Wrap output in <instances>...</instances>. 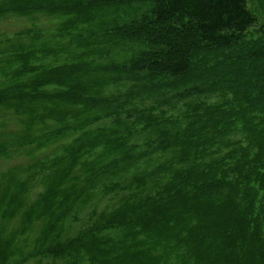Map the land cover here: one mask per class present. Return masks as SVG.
<instances>
[{
    "label": "trees",
    "instance_id": "obj_1",
    "mask_svg": "<svg viewBox=\"0 0 264 264\" xmlns=\"http://www.w3.org/2000/svg\"><path fill=\"white\" fill-rule=\"evenodd\" d=\"M7 16L56 26L0 38V160L47 150L0 173V264H264V40L246 38L247 0H0ZM88 25L139 47L99 78L59 51Z\"/></svg>",
    "mask_w": 264,
    "mask_h": 264
},
{
    "label": "rangeland",
    "instance_id": "obj_2",
    "mask_svg": "<svg viewBox=\"0 0 264 264\" xmlns=\"http://www.w3.org/2000/svg\"><path fill=\"white\" fill-rule=\"evenodd\" d=\"M247 6L250 9V11L255 15L257 23L254 27L249 29V32L247 33L246 38H249V39L250 38H261L262 40H264V0H247ZM44 18L46 19V22ZM51 22L52 21L45 16L39 18L38 20L27 18V17H19V16L3 17V18H0V38H4L5 36L12 35L14 34V32H16L19 29L33 27L34 24H36L37 26L43 27V30L45 31L49 29L52 30L55 28L56 25L52 24ZM98 27L99 26L95 27L93 25H88L86 27L84 35H87L86 37L87 41L85 45H83V43L80 42L81 40L79 39L76 40V43H75L76 47L74 48L70 47V45H68L67 43L63 44L64 43L63 42L62 45H60V47L61 46L62 47L59 48V51L62 53L61 55L62 57H66V54L68 53L70 49H71V52L74 51V49H76V52L72 54H76V56L80 58L79 60L89 61L92 64V67H96L97 69L96 71H98V73L101 74L102 64L106 62L111 63L110 58H113V57L116 59V61L121 60L122 59L121 55L124 56L125 53L127 52L130 53V50H128V47L130 49L135 50L137 47H139V45L135 43H128V47H127L126 43L115 44L116 42L114 41V36L112 38L111 37L101 38L99 35L100 32H99ZM98 32L99 34H97ZM80 33H82V29H80ZM115 45H117V47H115ZM82 47L84 48V50L82 49ZM80 50L85 51V54H81L79 52ZM119 52L121 53L120 55L118 54ZM102 77H103V74H101L99 78H102ZM116 89H119V91H121L125 89V86L123 85V86L118 87L114 85V83H109L106 85L104 91H106L108 94L116 93L117 91L114 92ZM146 95L147 94L142 93L136 99L135 104L137 106L142 107L143 105H150V104L152 105L158 102L156 101L157 98L155 96H152L151 94L149 96L148 95L146 96ZM168 95L170 96V94ZM215 99H216L215 97H209V98H205V101L212 103L215 101ZM158 103L159 105H161V108H157L155 111L159 115H162L163 112H164V115H168V114L178 115L182 112V110H180L183 107V104L181 102H178L174 108L169 107L167 104L163 105L162 101ZM167 110H168V114H167ZM6 128L8 131H13L17 127L16 125H12L8 123L6 125ZM16 133L6 134L7 136H9V139H10L9 143L13 141L11 138L12 137L11 135L17 136ZM9 151H12V152L14 151V154L9 159L0 160V173L6 171L9 168H12L15 165L25 166L34 161L43 160L45 159L44 155L47 152V150L39 149V150H35L34 152H32V154H28L29 150H26V148H18L16 146H9ZM15 175L17 176L18 174L15 173ZM41 189L42 187L40 186V184L34 181L32 185V189L29 193V197L31 199H34L36 192ZM31 201L32 200H28V203H30ZM81 223L82 221H77L75 223V227H79ZM73 231H75L74 227H72V232ZM37 235L39 237L40 229L38 230L35 236ZM22 236L24 237L25 235L22 234ZM35 236L33 237V239L35 238ZM36 244H37L36 240H28V244L23 252H27V253L32 252ZM28 261L30 262L26 264H48L46 260H44L41 263H37V261H31V260H28ZM245 261L250 262L249 258L247 257L245 258ZM202 263L204 264V261H202ZM186 264H201V263L200 262L197 263V261H194V259L191 258L190 260L186 262ZM216 264L218 263L216 262Z\"/></svg>",
    "mask_w": 264,
    "mask_h": 264
}]
</instances>
